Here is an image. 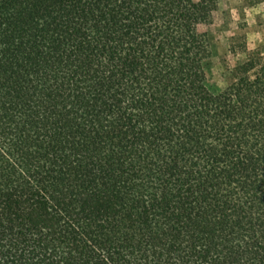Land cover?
<instances>
[{
  "label": "trees",
  "instance_id": "16d2710c",
  "mask_svg": "<svg viewBox=\"0 0 264 264\" xmlns=\"http://www.w3.org/2000/svg\"><path fill=\"white\" fill-rule=\"evenodd\" d=\"M214 8L0 0V264H264V62L209 92Z\"/></svg>",
  "mask_w": 264,
  "mask_h": 264
},
{
  "label": "rangeland",
  "instance_id": "374dc122",
  "mask_svg": "<svg viewBox=\"0 0 264 264\" xmlns=\"http://www.w3.org/2000/svg\"><path fill=\"white\" fill-rule=\"evenodd\" d=\"M198 31L207 37L210 57L202 66V78L212 94L234 83L238 64L250 53L264 62V0H215Z\"/></svg>",
  "mask_w": 264,
  "mask_h": 264
}]
</instances>
